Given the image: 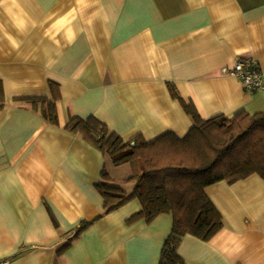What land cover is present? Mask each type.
<instances>
[{"label": "crops", "instance_id": "0c3cea01", "mask_svg": "<svg viewBox=\"0 0 264 264\" xmlns=\"http://www.w3.org/2000/svg\"><path fill=\"white\" fill-rule=\"evenodd\" d=\"M241 58L264 83V0H0V262L159 264L171 215L129 221L137 199L105 212L101 173L123 183L131 169L65 126L94 117L125 142L183 137L192 120L170 84L202 119L262 113L264 88L220 72ZM36 97L54 101L57 125ZM205 193L223 226L182 237L183 264H264V181Z\"/></svg>", "mask_w": 264, "mask_h": 264}, {"label": "trees", "instance_id": "16d2710c", "mask_svg": "<svg viewBox=\"0 0 264 264\" xmlns=\"http://www.w3.org/2000/svg\"><path fill=\"white\" fill-rule=\"evenodd\" d=\"M168 90L192 120L183 137L165 132L150 141L136 136L125 142L94 117L70 118L65 129L89 140L110 158L114 167L128 165L131 169V176L125 180L134 183L130 193L112 184L106 171L101 173L97 189L105 212L137 199L141 210L129 221L140 218L150 222L157 216L171 215L172 227L159 264H183L176 253L182 237L190 235L208 241L223 226L221 215L205 189L252 175L264 181V112L250 115L238 111L232 117L216 115L202 119L194 105L183 100L173 85ZM26 100L35 108L40 105L43 118L57 125L53 100L45 97ZM85 227L82 225L76 234Z\"/></svg>", "mask_w": 264, "mask_h": 264}, {"label": "built area", "instance_id": "2783aa9c", "mask_svg": "<svg viewBox=\"0 0 264 264\" xmlns=\"http://www.w3.org/2000/svg\"><path fill=\"white\" fill-rule=\"evenodd\" d=\"M220 72L239 80L249 94H254L264 88L258 63L251 58L237 59L231 68H223ZM0 264H8V262L1 261Z\"/></svg>", "mask_w": 264, "mask_h": 264}, {"label": "rangeland", "instance_id": "374dc122", "mask_svg": "<svg viewBox=\"0 0 264 264\" xmlns=\"http://www.w3.org/2000/svg\"><path fill=\"white\" fill-rule=\"evenodd\" d=\"M115 184H116L117 187H121L123 190L126 189V188L128 189V186H127L128 182L123 181V183L118 182V183H115Z\"/></svg>", "mask_w": 264, "mask_h": 264}]
</instances>
